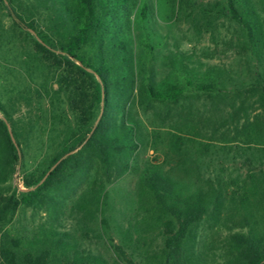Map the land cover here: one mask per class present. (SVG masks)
Masks as SVG:
<instances>
[{"label": "rangeland", "instance_id": "obj_1", "mask_svg": "<svg viewBox=\"0 0 264 264\" xmlns=\"http://www.w3.org/2000/svg\"><path fill=\"white\" fill-rule=\"evenodd\" d=\"M11 1L10 5L7 0L0 2V103L18 140L6 123L18 158L11 179L18 194L26 187L19 186L17 177L37 176L45 170L70 138L75 117L58 90L54 70L38 60L33 41L39 39L31 30L19 31L9 17L10 10L23 12L50 38L64 41L59 4L56 0ZM253 1L264 12V0ZM125 3L113 17V24L124 29L135 54L137 90L129 107V122L140 144L118 169L97 167L90 171L88 180L69 195L62 218L82 247L101 253L111 264H125L116 257L115 245L136 260L162 248L158 211L140 187L145 167H159L183 186L222 193L228 204L222 221L231 212V199H239L243 187H257L261 169L257 141H250L240 109L244 103L248 116L257 113V62L244 29L229 18L225 0ZM186 74L221 83L220 92H186L165 102L147 95L145 85L164 88L180 84ZM94 179L106 186L102 214L87 200ZM85 208L91 209L92 218L83 217ZM31 215L27 209L22 221L30 220ZM34 218L38 220L39 215ZM221 223L213 226L204 219L199 225L208 247H216L226 235Z\"/></svg>", "mask_w": 264, "mask_h": 264}, {"label": "trees", "instance_id": "obj_2", "mask_svg": "<svg viewBox=\"0 0 264 264\" xmlns=\"http://www.w3.org/2000/svg\"><path fill=\"white\" fill-rule=\"evenodd\" d=\"M56 2L63 16L64 41L50 38L23 12L10 10L9 17L19 31L31 30L39 39L33 41L34 51L39 62L54 70L58 90L66 97L75 125L66 145L45 170L37 176L22 175L26 189L17 194L11 179L18 158L6 123L18 140L12 120L0 103V264H111L101 253L82 247L62 218L69 195L88 180L90 171L97 167L118 169L140 144L129 122V107L137 90L135 54L124 29L114 26L113 21L118 10L126 7V0ZM225 4L229 18L244 29L251 56L257 62V113L248 116L245 104H240L245 131L250 141H257L261 162L257 187H243L239 199H231V212L222 221L228 205L222 193L183 186L167 171L145 167L140 187L158 211L162 248L136 260L115 245L116 257L125 264H264V12L253 0H225ZM220 84L186 74L180 84L144 87L151 99L165 102L175 101L186 92L216 94ZM90 189L87 200L102 214L106 186L94 179ZM27 209L32 211V218L22 221ZM35 215H39L38 220ZM91 215V209L85 208L83 217L89 219ZM204 219L213 226L222 222L220 226L227 231L216 247H208L203 241L199 225Z\"/></svg>", "mask_w": 264, "mask_h": 264}, {"label": "built area", "instance_id": "obj_3", "mask_svg": "<svg viewBox=\"0 0 264 264\" xmlns=\"http://www.w3.org/2000/svg\"><path fill=\"white\" fill-rule=\"evenodd\" d=\"M17 179H18L17 181H18L19 186L23 187V183H22L21 177H17Z\"/></svg>", "mask_w": 264, "mask_h": 264}, {"label": "water", "instance_id": "obj_4", "mask_svg": "<svg viewBox=\"0 0 264 264\" xmlns=\"http://www.w3.org/2000/svg\"><path fill=\"white\" fill-rule=\"evenodd\" d=\"M7 128H8V126H7Z\"/></svg>", "mask_w": 264, "mask_h": 264}]
</instances>
